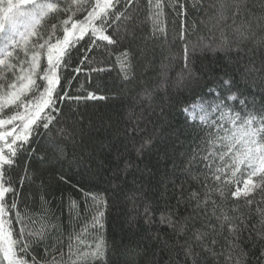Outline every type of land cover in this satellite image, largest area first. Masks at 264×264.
<instances>
[{"label":"snow or ice","instance_id":"6c2138e0","mask_svg":"<svg viewBox=\"0 0 264 264\" xmlns=\"http://www.w3.org/2000/svg\"><path fill=\"white\" fill-rule=\"evenodd\" d=\"M165 7V0H147L155 32H166V23L164 28L159 23ZM171 8L179 19V46L166 59L182 63L173 86L206 89L209 97L198 96L182 109L194 132L191 144L179 157L166 155L170 163L163 171L141 168L155 140L148 125L171 106L170 100L156 102L155 90L145 82L138 93L141 111L130 110L115 142L101 145L108 159L94 166L96 153L81 152L69 164L89 176L101 170L111 174L113 191L123 193L135 210L127 219L129 227L142 217L150 230L146 238L155 251L149 264H264V0H192L191 5L171 0ZM190 10L201 15L190 17ZM140 11V0H0V264H113V251L127 257L125 264H136L142 255L139 242L117 246L105 238L108 189L92 192L77 186L83 210H92L90 228L67 236L47 208L49 185L41 182L37 190L39 216L20 207L36 201L31 160L41 129L48 135L56 128V135L75 141V122L57 128L70 118L60 105L107 98L69 91L86 68L89 73L110 71L92 66L104 63L96 56L119 51L125 88L140 85L139 69L152 63L136 24ZM206 52L223 53L233 71L217 76L202 62L199 53ZM169 67L162 61L165 82ZM54 158L67 160L64 149L57 146ZM38 159L48 162L45 156ZM129 175L133 187L125 191L117 182H126ZM59 179L69 182L63 173ZM68 201L71 215L80 205L71 196Z\"/></svg>","mask_w":264,"mask_h":264},{"label":"trees","instance_id":"16d2710c","mask_svg":"<svg viewBox=\"0 0 264 264\" xmlns=\"http://www.w3.org/2000/svg\"><path fill=\"white\" fill-rule=\"evenodd\" d=\"M191 5L192 0H188ZM167 7L164 9V14L160 16V27L165 31H154V21L148 18L147 0H140L141 11L137 19V27L140 30V35L145 37L144 43L147 44L148 60L151 61V66L139 69L143 73L140 78V85L133 91L125 88L122 81L120 64L118 62L119 51L113 52L110 56H96L99 62L103 60V64H94L92 66H101L109 68L110 71L102 73H89L87 68L79 75L77 80L73 81L69 89L72 96H87L89 92H95L97 96H105L106 99L96 100H71L65 101L60 107L64 110L65 115L70 117L67 123L57 125L59 127L71 126L75 122L76 138L75 141L65 140L62 136L56 135V128L52 133L43 135L44 130L41 129V136L36 137L33 141V147L36 149V155L31 160L32 169L35 170L37 179L33 185V191H37L41 182L49 185L51 193L47 199L50 201L47 208L50 213H54L55 217L65 231V236L68 233L80 231L85 226L90 228L89 221L91 219L92 210L85 212L83 194L78 190V187L84 188L85 191L104 192L108 189L110 198V206L106 213V226L104 236L109 245L115 241L119 246L121 243L135 247L139 242L143 250L142 255L136 259V264H149L153 259L155 246L146 238L150 231L144 224L143 218H138L136 224L129 227L127 219L134 214V208L131 201L125 199L123 193L113 191V186L109 181L110 173L100 171L99 175L89 176L82 168H78L75 164H69L73 156H79L81 152H95L97 159L94 161V166L101 160H107V153L101 151V145H107L110 142H115V133L118 129H123L127 122V117L130 110L139 113L141 97L138 95L140 89L145 82L150 90H155L154 96L156 102L160 100L169 101L170 107L166 108L165 115L160 118L153 117V123L148 125V132L155 133L153 145L145 150L144 156L140 162L141 168L147 165L153 171H163L166 164L170 160L165 157L173 155L179 157L192 142L194 132L192 127L186 121L183 108L191 106L197 101L198 96H204L208 99L206 89H198L196 92L188 91L183 87H174L173 84L178 77L182 63L170 62L166 57L169 53L177 51L179 40L177 32L179 29V19L171 8V0H165ZM190 17H199L201 14L190 10ZM195 39V37H193ZM202 56V62L213 68L217 76L223 75L225 72H232L233 69L227 64L223 53H199ZM170 64L168 71V80L165 82L161 76V63ZM147 63V62H146ZM240 87L244 88L245 83L236 77ZM144 105L148 104L144 100ZM157 111H159L157 109ZM197 122L199 121V111L195 113ZM153 124L155 127H153ZM71 130V127H69ZM57 146L64 149L67 155V160L63 162L57 161L54 157L57 151ZM45 156L47 163H42L38 157ZM23 164L21 162V168ZM63 173L69 180L68 183L60 181V174ZM19 173H17L18 175ZM159 177L157 176V179ZM132 177L129 175L127 181H118L121 188L125 191L132 189ZM154 183V182H153ZM78 186V187H77ZM149 199L154 197V193L149 188L146 192ZM75 199L80 207L73 209L71 215L68 209V197ZM63 197V200H62ZM91 203V202H89ZM21 211H27L33 216H39L41 205L37 191L35 203L31 199L27 201V205L21 204ZM143 211L142 207L139 209ZM200 224L197 223V227ZM18 228V226H17ZM162 231L166 229L161 226ZM155 226L151 231H155ZM225 231L223 236L219 237V244H225ZM247 236V233H245ZM246 249H252L251 244L245 245ZM219 250V246L217 248ZM113 264H125L126 256L117 251L110 253ZM217 264H223L220 260Z\"/></svg>","mask_w":264,"mask_h":264}]
</instances>
